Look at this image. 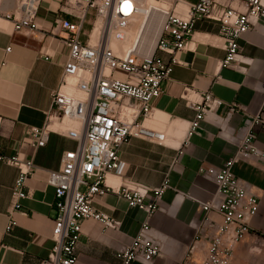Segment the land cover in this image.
Masks as SVG:
<instances>
[{
    "label": "crops",
    "instance_id": "obj_1",
    "mask_svg": "<svg viewBox=\"0 0 264 264\" xmlns=\"http://www.w3.org/2000/svg\"><path fill=\"white\" fill-rule=\"evenodd\" d=\"M63 1L42 0L39 29L15 31L14 22L5 15L14 10L16 0H0V154H16L29 127H42L47 122L52 92L62 81L69 54L61 42L67 30L57 19L76 21L62 11ZM175 1L167 0L172 8ZM217 1L246 10L244 0ZM91 23L89 17L87 29ZM194 31L190 49L178 53L181 63L164 83V92L152 102L154 115L143 120L139 136H131L121 146L120 172L106 177L112 187L125 181L155 187L170 173L172 188L161 199L162 209L149 218L162 244L161 256L152 264H199L206 259L217 224L208 219L199 203L219 200V195L213 179L200 169L220 168L237 151L251 127L258 133L257 145L264 149V131L253 126V118L264 104V20L244 33L240 41L241 54L248 60L243 64L246 71L234 65L220 68L226 52L218 37L219 23L201 19ZM158 54L169 58L166 53ZM186 87L189 101L181 96ZM205 92H212L225 104L207 113L198 133L188 137L197 112L194 106ZM232 102L246 110L228 115ZM53 127L47 144L36 154L35 171L26 183L28 197L19 210H14L12 193L18 169L0 161V264H40L52 247L55 190L48 183V171L59 170L63 154L78 145L63 133L62 124ZM234 172L260 196L261 205L250 221L245 241L235 246L229 264H264V160L244 158L234 166ZM95 206L120 224L117 229H106L98 221L84 220L76 264H120L118 251L131 244L147 213L131 207L114 192L96 197ZM211 216L217 222L222 219L218 211ZM10 217L17 225L7 231Z\"/></svg>",
    "mask_w": 264,
    "mask_h": 264
},
{
    "label": "built area",
    "instance_id": "obj_2",
    "mask_svg": "<svg viewBox=\"0 0 264 264\" xmlns=\"http://www.w3.org/2000/svg\"><path fill=\"white\" fill-rule=\"evenodd\" d=\"M41 1L16 0L14 10L5 15L14 22L15 31L39 29ZM147 1H63L62 11L76 21L57 19L67 30L61 42L68 47L69 54L62 81L52 92L47 122L42 127H29L27 138L16 154H0V161L18 169L12 193L14 210H19L22 200L28 197L26 183L35 171L36 154L47 144L53 125L62 124L63 133L78 142L75 150L63 154L59 170L48 171V183L55 190L53 244L40 264H76L84 220L98 221L106 229L119 227V221L95 206L96 197L108 192L117 193L131 207L147 213L131 244L118 251L120 264H152L161 256L162 244L149 218L162 209L161 199L172 188L170 173L155 187L137 181H125L119 187H112L106 177L111 172H120L121 146L131 136H139L143 120L154 115L152 102L164 92V83L181 63L178 53L190 49L197 21L209 19L220 25L218 37L226 52L220 68L234 65L246 71L243 64H248V60L241 54L240 41L244 33L264 20V0H244L245 11L217 0L194 3L176 0L173 8L167 0H155L161 5L154 9L162 18L154 43L145 51L139 34L145 29L146 20L139 33H135ZM90 16L92 23L87 29ZM133 29L135 32L130 35ZM113 42L127 46L117 50ZM10 50L8 47L7 51ZM158 52L168 54L169 58L161 57ZM188 90L186 87L181 95L187 101ZM224 104L220 97L205 92L202 100L194 104L197 112L187 136L198 133L207 113L218 111ZM245 110L239 103L232 102L227 114ZM253 126H260L264 131V104L254 116ZM257 139L258 133L251 127L237 151L220 168L200 169L215 182L219 200L213 198L199 203L208 219L217 224L208 255L199 264H229L235 246L244 242L250 232V221L260 209L261 198L235 174L234 166L244 158L256 156L264 160V149L257 145ZM213 211L220 213V223L212 218ZM16 225L17 221L10 217L7 231Z\"/></svg>",
    "mask_w": 264,
    "mask_h": 264
},
{
    "label": "bare ground",
    "instance_id": "obj_3",
    "mask_svg": "<svg viewBox=\"0 0 264 264\" xmlns=\"http://www.w3.org/2000/svg\"><path fill=\"white\" fill-rule=\"evenodd\" d=\"M144 6H145L144 16H142L139 19L140 22H139V26H138V31L135 33V35H137L139 33L140 26H142V24L146 20L145 29L143 30L142 33L139 34V37L143 42V49L145 51H147L152 46V44L154 43V40L156 38L162 17L154 9V7L160 6V3H158L157 1L149 0L145 3ZM146 12H148V13H146ZM145 16H146V18H145ZM134 32H135V29H133L130 32V35H133ZM126 46H127L126 43L113 42V47L117 50L122 49Z\"/></svg>",
    "mask_w": 264,
    "mask_h": 264
},
{
    "label": "rangeland",
    "instance_id": "obj_4",
    "mask_svg": "<svg viewBox=\"0 0 264 264\" xmlns=\"http://www.w3.org/2000/svg\"><path fill=\"white\" fill-rule=\"evenodd\" d=\"M160 5H161V4H160ZM91 18H92V17L90 16V19H91ZM159 22H160V21H159ZM159 22H158V23H159ZM218 223H220V222H218ZM214 235H215V232H214Z\"/></svg>",
    "mask_w": 264,
    "mask_h": 264
}]
</instances>
